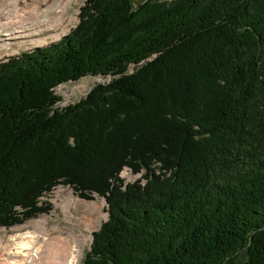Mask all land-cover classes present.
I'll return each instance as SVG.
<instances>
[{
    "label": "trees",
    "instance_id": "trees-1",
    "mask_svg": "<svg viewBox=\"0 0 264 264\" xmlns=\"http://www.w3.org/2000/svg\"><path fill=\"white\" fill-rule=\"evenodd\" d=\"M59 184L108 205L83 264H264V0H87L1 60L0 227Z\"/></svg>",
    "mask_w": 264,
    "mask_h": 264
},
{
    "label": "bare ground",
    "instance_id": "bare-ground-1",
    "mask_svg": "<svg viewBox=\"0 0 264 264\" xmlns=\"http://www.w3.org/2000/svg\"><path fill=\"white\" fill-rule=\"evenodd\" d=\"M7 1L0 0V34L13 35L37 34L41 26L53 30L54 26L64 21L62 15L68 11L73 0H38L33 5L21 6L17 11L11 10L16 0L13 5H4ZM2 12H5L4 17ZM55 194L54 201L64 211L66 220L81 225V229L67 225L61 227L58 223L51 227L49 215H41L11 230L4 229L0 232V264H81V253L89 239L86 232L91 231L100 217H89L79 222L75 220L72 209L80 203L99 215L100 201H82L72 190L65 193L62 187L55 190ZM63 194L64 197H61Z\"/></svg>",
    "mask_w": 264,
    "mask_h": 264
},
{
    "label": "rangeland",
    "instance_id": "rangeland-1",
    "mask_svg": "<svg viewBox=\"0 0 264 264\" xmlns=\"http://www.w3.org/2000/svg\"><path fill=\"white\" fill-rule=\"evenodd\" d=\"M23 1H24V3H23ZM37 1L38 0H26V1L25 0H18V1L16 0V2L14 4V0H8L4 5H8V4L13 5L14 4V6L11 10L17 11L18 9H20L21 6H24L25 4L28 5L30 3L33 5V3H36ZM81 2H82V0H73L72 5L69 7L68 11L62 15L64 21H62L61 24L54 26L53 30L52 29L47 30L46 28L41 26V27H39L40 32L37 34H32L30 32L23 33V34H13V35L0 34V61L2 59L9 57V56L17 55L23 51L33 49L34 47L46 45L47 43H50L52 41H57V39H59L61 37V35L57 36L58 32H60L63 29L70 30L74 27V24L77 21V19L74 20L75 17H77V6H78V4H81ZM2 3L3 2H1V4ZM32 5H30V7ZM1 8H0V10H1ZM2 16L3 17L5 16V12H2ZM37 30H38V28H37ZM44 40H46V41H44ZM38 42H40V43H38ZM103 80H105V79L102 77L87 75V76H84L75 82H66V83L60 84L59 86H57L55 88V93L58 94L61 98L59 101L61 103H59L58 105L64 106V105H66L72 101L78 100L79 98L85 96L87 94V92L89 91V89L95 83L101 82ZM61 187L65 189V193H66V191L68 192L69 190H72V192L75 193V196L78 199H81L82 201H88V202H92L93 200L100 201L101 208H100L99 215L95 212L88 210L85 205H81L80 203H77L75 208L72 209L75 220H78L79 222H82L83 219H88L89 217L90 218L92 217L93 219L100 217L99 221H97V223H95L96 225L95 224L92 225L91 233L98 230L100 224L105 220L104 215L106 214V212H105L106 204H105L104 199L102 197H99L96 194H93V197L91 199L81 198L80 196H78L77 192H75L73 188H71L69 186L62 185V184L57 185L50 192H48L47 194H45L44 196H42L40 198L41 202H43L44 204L47 205V209L45 212H42V213H40V214H38L32 218H29V219L23 221L21 224L27 223L30 220L33 221L34 219H36L37 217H40L41 215H49L51 227L54 224L58 223L61 227H65V225H67L68 227L71 226L77 230H80L81 225H75V224H72L69 221H67L65 218L66 216H65L64 211L54 201V198L57 197V195L55 194V190L60 189ZM61 197H64V194ZM61 197H59V198H61ZM18 225H20V224L13 225L10 227H0V232H2V230L4 231V229L11 230L12 228H14ZM91 233L86 232L87 235H89ZM88 247H89V241L83 247V251L81 253V259H80L81 264H82V259H83L84 253L88 249Z\"/></svg>",
    "mask_w": 264,
    "mask_h": 264
}]
</instances>
